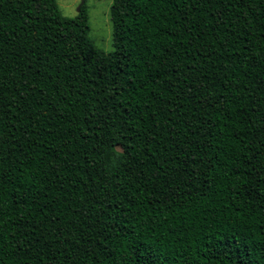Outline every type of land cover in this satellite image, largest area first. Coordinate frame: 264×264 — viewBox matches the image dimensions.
<instances>
[{"label": "trees", "instance_id": "trees-1", "mask_svg": "<svg viewBox=\"0 0 264 264\" xmlns=\"http://www.w3.org/2000/svg\"><path fill=\"white\" fill-rule=\"evenodd\" d=\"M0 0V264H264V0Z\"/></svg>", "mask_w": 264, "mask_h": 264}, {"label": "rangeland", "instance_id": "rangeland-1", "mask_svg": "<svg viewBox=\"0 0 264 264\" xmlns=\"http://www.w3.org/2000/svg\"><path fill=\"white\" fill-rule=\"evenodd\" d=\"M88 12V35L95 46L105 52L113 50L112 23L110 20L111 0H84ZM81 0H57L60 12L75 17Z\"/></svg>", "mask_w": 264, "mask_h": 264}, {"label": "water", "instance_id": "water-1", "mask_svg": "<svg viewBox=\"0 0 264 264\" xmlns=\"http://www.w3.org/2000/svg\"><path fill=\"white\" fill-rule=\"evenodd\" d=\"M84 3V0H81L80 5L78 6V11L80 10L81 5Z\"/></svg>", "mask_w": 264, "mask_h": 264}]
</instances>
